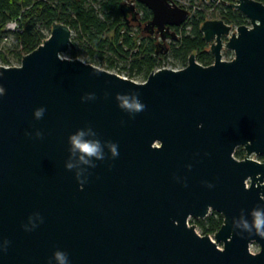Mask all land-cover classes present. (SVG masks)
I'll use <instances>...</instances> for the list:
<instances>
[{
	"label": "water",
	"instance_id": "obj_1",
	"mask_svg": "<svg viewBox=\"0 0 264 264\" xmlns=\"http://www.w3.org/2000/svg\"><path fill=\"white\" fill-rule=\"evenodd\" d=\"M136 3L152 13L144 31L164 42L178 40L174 29L192 15L172 0H133L135 16ZM230 6L249 25L204 21L210 66L193 53L185 68L138 83L66 58L73 30L59 22L20 66H0V244L9 242L0 264H56L57 250L70 264H264V234L233 227L242 211L264 207V162L252 158L264 156V4ZM224 50L234 58L224 60ZM89 93L96 99L82 102ZM117 94L138 95L146 109L130 118ZM86 126L116 143L119 156L105 148L95 168L70 159L68 137ZM211 212L224 219L214 239L189 224ZM35 213L43 223L34 218L26 232Z\"/></svg>",
	"mask_w": 264,
	"mask_h": 264
},
{
	"label": "trees",
	"instance_id": "obj_2",
	"mask_svg": "<svg viewBox=\"0 0 264 264\" xmlns=\"http://www.w3.org/2000/svg\"><path fill=\"white\" fill-rule=\"evenodd\" d=\"M225 1L227 5L217 6L222 20L236 28L249 25L247 17L231 8L235 0ZM256 1L264 4V0ZM131 2L133 0H0V42L7 35H14L18 43L15 56L21 63L24 56L50 36L52 25L59 22L76 32L78 39L85 40L91 60L97 55L107 58L108 69L114 66L116 60H125L131 74L143 73L145 79L153 71L162 69V61L169 55L178 60L181 69L188 65L193 53L203 66L214 63V56L201 32V25L208 19L206 11H196L183 27L175 28L179 38L168 43L144 31L152 13L136 3L138 15L135 16L128 7ZM15 20H20L19 30L14 33L6 31L7 24ZM43 28L49 31V36L44 35ZM73 42L75 44L76 39ZM68 55L72 58L78 56L75 49L70 50ZM0 56L4 65L10 64L6 55L0 53ZM91 60L88 62L91 63ZM235 156L244 159V152L238 150ZM259 158L264 162V156ZM223 220L222 215L213 212L203 220H196V223L203 235H214L223 225Z\"/></svg>",
	"mask_w": 264,
	"mask_h": 264
},
{
	"label": "clouds",
	"instance_id": "obj_3",
	"mask_svg": "<svg viewBox=\"0 0 264 264\" xmlns=\"http://www.w3.org/2000/svg\"><path fill=\"white\" fill-rule=\"evenodd\" d=\"M4 94L3 86H0V96ZM95 94L89 93L82 97V102L95 100ZM117 101V107L128 114L130 118L135 115L143 112L146 109V105L141 102L138 95L135 94H117L115 97ZM46 109L44 107L37 108L33 112V117L35 120H40L43 118ZM26 135H29L26 133ZM92 137L91 139H85V136ZM35 137L37 139L42 137L40 131L35 132ZM68 152L70 154V159L75 157L80 164L88 165L92 168L96 167V164L93 161H104L106 158L105 148L107 153L110 154L111 159H116L119 156L118 145L114 142L107 141L101 142L98 138V134L93 130L92 127L86 126L85 128L78 129L74 134L69 135L68 137ZM75 165L71 162L65 164V168L68 171H72ZM189 170L191 166L189 165ZM80 173H76L77 182L81 185V190H83L84 182L79 179ZM187 186L186 184L184 185ZM207 188L211 189L212 184H206ZM43 223L42 217L39 213H35L28 218V224L24 226L26 232H30L37 227V223H33V219ZM28 225H31L30 227ZM234 229H238L241 232L264 234V207L257 206L250 213L245 214L241 212L238 218L233 220ZM8 241H3L0 244V252L6 251L8 246ZM52 259L56 264H70L68 254L66 252L57 250L53 253ZM51 264V261H49Z\"/></svg>",
	"mask_w": 264,
	"mask_h": 264
},
{
	"label": "rangeland",
	"instance_id": "obj_4",
	"mask_svg": "<svg viewBox=\"0 0 264 264\" xmlns=\"http://www.w3.org/2000/svg\"><path fill=\"white\" fill-rule=\"evenodd\" d=\"M175 4L178 6L188 9L194 14L198 10H203L206 11L207 18L209 20L212 19H221L222 20V14L217 8V6H221L220 4L214 3V2H201V0H173ZM96 9H99V6L96 5ZM192 17V15H191ZM191 17L188 19H191ZM207 19V20H208ZM234 27V26H233ZM190 28H187L189 30ZM236 29V27H234ZM42 32L44 35L49 36V31L45 28L42 29ZM76 39V47L75 50L77 52V58H72L70 55H65L66 58L68 59H80L86 63L92 64L98 68H101L103 70H107L109 72L115 73L121 77L131 75L130 77L132 78L133 81L138 82V83H143L147 79L144 78L143 73H133L131 74L129 71V66L125 60L118 59L116 60V63L114 66L109 67V61L107 58H101L98 55L94 57L93 60H91L87 49L85 47V40L83 39H78V35L76 32L73 31V40ZM168 43L170 41H167ZM17 39L14 35L10 34L7 35L1 42H0V53H3L4 55L7 56L8 60L10 61L9 65H4L2 62V58L0 56V66H6V67H18L21 65V63L18 61L17 57L15 56V49L17 47ZM234 58V52L230 50H224L223 51V59L226 61H230ZM91 60V63L88 62ZM162 68H169V69H181V66L179 65L178 60H176L173 56L169 55L166 59L162 61ZM238 151V149H237ZM244 152V156H246V152ZM236 157V156H235ZM252 158H257L260 159L259 157L253 155ZM213 212H211L212 214ZM210 214V215H211ZM190 225H194L197 228L200 229L199 225H197L195 219H190L189 221ZM214 239V235H210ZM251 247L258 253L260 251V245L257 243H253Z\"/></svg>",
	"mask_w": 264,
	"mask_h": 264
},
{
	"label": "built area",
	"instance_id": "obj_5",
	"mask_svg": "<svg viewBox=\"0 0 264 264\" xmlns=\"http://www.w3.org/2000/svg\"><path fill=\"white\" fill-rule=\"evenodd\" d=\"M19 21L20 20H15V21L9 22L7 24V26H6V31L12 32V33L17 32L19 30V27H20V22ZM123 78L130 79L127 76H123ZM130 80H132V79H130Z\"/></svg>",
	"mask_w": 264,
	"mask_h": 264
},
{
	"label": "flooded vegetation",
	"instance_id": "obj_6",
	"mask_svg": "<svg viewBox=\"0 0 264 264\" xmlns=\"http://www.w3.org/2000/svg\"><path fill=\"white\" fill-rule=\"evenodd\" d=\"M238 150H242V151H245L243 148H238ZM237 152V151H236ZM245 157V156H244Z\"/></svg>",
	"mask_w": 264,
	"mask_h": 264
}]
</instances>
